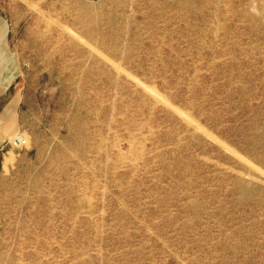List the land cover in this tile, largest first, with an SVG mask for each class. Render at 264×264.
I'll return each mask as SVG.
<instances>
[{
  "label": "rangeland",
  "instance_id": "374dc122",
  "mask_svg": "<svg viewBox=\"0 0 264 264\" xmlns=\"http://www.w3.org/2000/svg\"><path fill=\"white\" fill-rule=\"evenodd\" d=\"M0 89V264H264V0H0Z\"/></svg>",
  "mask_w": 264,
  "mask_h": 264
},
{
  "label": "bare ground",
  "instance_id": "6f19581e",
  "mask_svg": "<svg viewBox=\"0 0 264 264\" xmlns=\"http://www.w3.org/2000/svg\"><path fill=\"white\" fill-rule=\"evenodd\" d=\"M221 2V1H220ZM47 26V25H46ZM82 37V36H81ZM80 39V38H79ZM81 40V39H80ZM127 70V69H126ZM146 84V83H145ZM150 88V87H149ZM152 88V87H151ZM165 98H166V96H164ZM159 98V97H158ZM161 100V99H160ZM162 102L164 101V100H161ZM112 129V128H111ZM132 135V134H131ZM237 153V152H236ZM243 158V157H242ZM106 185V184H105ZM106 188V187H105ZM87 189V188H86ZM105 193V192H104Z\"/></svg>",
  "mask_w": 264,
  "mask_h": 264
},
{
  "label": "crops",
  "instance_id": "0c3cea01",
  "mask_svg": "<svg viewBox=\"0 0 264 264\" xmlns=\"http://www.w3.org/2000/svg\"><path fill=\"white\" fill-rule=\"evenodd\" d=\"M0 92H1V89H0Z\"/></svg>",
  "mask_w": 264,
  "mask_h": 264
}]
</instances>
